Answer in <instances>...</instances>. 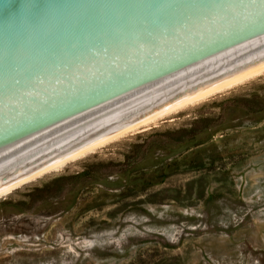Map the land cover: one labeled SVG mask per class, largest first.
Wrapping results in <instances>:
<instances>
[{
	"label": "rangeland",
	"instance_id": "374dc122",
	"mask_svg": "<svg viewBox=\"0 0 264 264\" xmlns=\"http://www.w3.org/2000/svg\"><path fill=\"white\" fill-rule=\"evenodd\" d=\"M0 264H264V74L0 197Z\"/></svg>",
	"mask_w": 264,
	"mask_h": 264
},
{
	"label": "water",
	"instance_id": "95a60500",
	"mask_svg": "<svg viewBox=\"0 0 264 264\" xmlns=\"http://www.w3.org/2000/svg\"><path fill=\"white\" fill-rule=\"evenodd\" d=\"M195 2L246 0H0V193L264 69V31Z\"/></svg>",
	"mask_w": 264,
	"mask_h": 264
},
{
	"label": "snow or ice",
	"instance_id": "6c2138e0",
	"mask_svg": "<svg viewBox=\"0 0 264 264\" xmlns=\"http://www.w3.org/2000/svg\"><path fill=\"white\" fill-rule=\"evenodd\" d=\"M179 8L187 23L222 22L223 26L227 28L244 27L264 31V0H259L258 4L254 0L182 3ZM221 34L220 32L216 33V35ZM46 114V109L42 106L37 107L30 119H37Z\"/></svg>",
	"mask_w": 264,
	"mask_h": 264
},
{
	"label": "bare ground",
	"instance_id": "6f19581e",
	"mask_svg": "<svg viewBox=\"0 0 264 264\" xmlns=\"http://www.w3.org/2000/svg\"><path fill=\"white\" fill-rule=\"evenodd\" d=\"M263 74H264V69H262V70H260V71H258V72H256V73H253V74H251V75H249V76H247V77H244V78H242V79H240V80H237V81H235V82H233V83H231V84H228V85H226V86H224V87H222V88H219V89H217V90H215V91H213V92H211V93H208V94H206V95H204V96H202V97H200V98H198V99H195V100H193V101H191V102H189V103H187V104H185V105H182V106H180V107H178V108H176V109H174V110H172V111H169V112H167V113H165V114H163V115H161V116H159V117H156V118H154V119H152V120H150V121H148V122H145V123H143V124H141V125H139V126H137V127H134V128H132V129L126 131V132H123V133H121V134H119V135H117V136H115V137H113V138H111V139H109V140H107V141H105V142H102V143H100V144H98V145H96V146H94V147H92V148H90V149H88V150H86V151H84V152H82V153H80V154H78V155H76V156H74V157H72V158H70V159H68V160H66V161H64V162H62V163H60V164H58V165H56V166H54V167H52V168L46 170V171H44V172H42V173H40V174H38V175H36V176H34V177H32V178L26 180V181H24V182H22V183H20V184H18V185H16V186H14V187H12V188H10V189H7V190L1 192V193H0V197H3V196H5V195L11 193L12 191H14V190L20 188L21 186H24V185H26V184L32 182V181L35 180L36 178L42 177V176H44L45 174H47V173H49V172H52V171H55V170H57V169H59V168L65 166V165H67V164H69V163H71V162H74V161L80 160L82 157L86 156V155L89 154V153L94 152L96 149H99V148L105 147V146H107V145H109V144H111V143H114L115 141L119 140L120 138L126 136L127 134H131V133H134V132L146 131V130L150 129L151 126H152L153 124H155L156 122H158L159 120L164 119V118H166L167 116H170V115H172L173 113H176L177 111L182 110L183 108H186V107H188V106H190V105H193V104H195V103H198V102H200V101H202V100H204V99H206V98H208V97H211V96H213V95H216V94H218V93H221V92H223V91H226V90H228V89H231V88H233L234 86H237V85L243 84V83H245L246 81L251 80V79H253V78H256V77H258V76H261V75H263Z\"/></svg>",
	"mask_w": 264,
	"mask_h": 264
}]
</instances>
